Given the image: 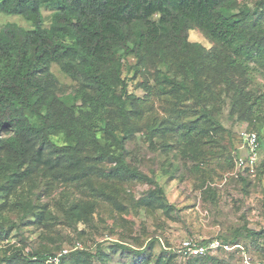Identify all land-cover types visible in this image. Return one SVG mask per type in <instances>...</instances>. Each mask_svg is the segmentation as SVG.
I'll list each match as a JSON object with an SVG mask.
<instances>
[{
    "label": "trees",
    "instance_id": "16d2710c",
    "mask_svg": "<svg viewBox=\"0 0 264 264\" xmlns=\"http://www.w3.org/2000/svg\"><path fill=\"white\" fill-rule=\"evenodd\" d=\"M0 12L32 23L0 29V264H49L52 257L51 264H176L180 256L185 264H238L250 245L264 255V228L246 220L211 239H185L232 247L197 254L180 252L185 240L178 249L166 240L156 252L161 237L144 227L134 234L131 221L156 209L180 218L159 177L182 171L199 181L205 202L218 205L209 165L225 152L226 106L230 118L257 131L261 151L264 0H0ZM195 30L209 46L191 38ZM54 65L74 81L70 88ZM139 138L166 157L160 174L135 163ZM231 143L225 171L235 168L240 136ZM263 176L259 160L255 174L232 179L247 191ZM135 182L150 185L140 198L128 189ZM56 190L66 226L94 236L104 211L106 239L62 255L50 247L28 255L3 248L22 219L56 218L42 202Z\"/></svg>",
    "mask_w": 264,
    "mask_h": 264
},
{
    "label": "rangeland",
    "instance_id": "374dc122",
    "mask_svg": "<svg viewBox=\"0 0 264 264\" xmlns=\"http://www.w3.org/2000/svg\"><path fill=\"white\" fill-rule=\"evenodd\" d=\"M44 14L48 17L50 12L45 10ZM8 22L18 23L25 28L32 27L31 22L19 15L0 12V29ZM48 22L47 18V24ZM191 38L210 45V41L199 31L195 30L192 32ZM53 71L68 88L74 83L57 65L53 66ZM229 109L226 106L221 116V120L228 131L222 142L223 148H221L225 152H223L222 156L213 158L209 165L215 169L214 181L211 184L219 191L218 205L213 206L211 203L205 202L198 187L199 181L195 177L187 176L185 171H182V173L176 174L177 176L174 178L170 175L159 177L160 185L164 187L169 203L176 205L180 218H175L174 220L164 214L162 209H156L151 213L146 212V210H140L134 219L131 220L133 221L134 234H137V230L139 233V230L144 227L146 233L161 237L162 241L156 243V252L161 250L162 246L166 244V240L173 249H178L188 237L199 240L211 239L217 237L228 228H236L243 225L245 220L252 229L259 231L264 228V176L262 180L255 178L252 186L247 191H244L242 184L236 183L232 179V177L237 178L234 174L235 168L225 171L221 167L225 164L229 154L232 144L231 140L235 144L238 141L239 133L250 129L247 123L230 118L228 116ZM257 127H259L258 129L261 130L264 136V124L258 123ZM136 143L137 162L135 163L140 167L142 166L146 171L156 168L157 174H160L162 166L166 163V157L153 153L140 138L137 139ZM260 160L264 161V140L260 151ZM149 187L150 185L147 183L135 182L128 189L136 198H140ZM60 197L61 190L54 191L52 196L44 195L42 197V202L48 203V206L55 211V219L52 218L47 222L45 220L38 221L37 214H32L28 218L22 219L19 228L11 232V237L1 241L2 247L12 246V250L19 248L26 255L29 254L31 249L41 251L44 247H50L58 255H62L75 249L76 246L94 249L96 239H106L107 231L105 232L103 229L106 223L103 219L108 220V218H106L104 211L100 212L101 216L96 217V221L101 227L100 230H97L94 236L85 234L79 237L80 235H77L73 228L66 226L62 212L56 209L58 206L56 203L61 199ZM83 227L85 226L79 225V229ZM119 230L121 231V229ZM117 238L118 235H115L110 239L116 240ZM218 257L223 258L225 256L220 252ZM236 258L238 259V264H264V255H261L254 245L245 248L244 251H241V255L239 257L237 255ZM55 260L52 257L48 262L49 264L56 263ZM186 261L187 258L180 256L175 262L176 264H185ZM110 264H119V262L118 260H113Z\"/></svg>",
    "mask_w": 264,
    "mask_h": 264
},
{
    "label": "built area",
    "instance_id": "2783aa9c",
    "mask_svg": "<svg viewBox=\"0 0 264 264\" xmlns=\"http://www.w3.org/2000/svg\"><path fill=\"white\" fill-rule=\"evenodd\" d=\"M240 143L238 155L235 156V175L241 172L256 173L257 164L260 160V140L257 131L243 130L239 133ZM225 248L231 249L229 245H224L219 239L210 242L208 246H201L193 240H185L180 252L183 253H205L209 249Z\"/></svg>",
    "mask_w": 264,
    "mask_h": 264
}]
</instances>
